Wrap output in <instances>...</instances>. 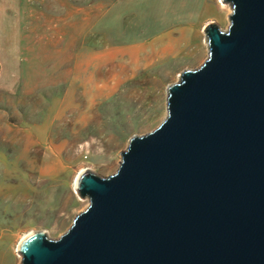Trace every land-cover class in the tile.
Instances as JSON below:
<instances>
[{"label": "water", "instance_id": "95a60500", "mask_svg": "<svg viewBox=\"0 0 264 264\" xmlns=\"http://www.w3.org/2000/svg\"><path fill=\"white\" fill-rule=\"evenodd\" d=\"M226 30L167 89V116L130 138L116 173L81 172L88 208L21 264H264V0H220Z\"/></svg>", "mask_w": 264, "mask_h": 264}, {"label": "rangeland", "instance_id": "374dc122", "mask_svg": "<svg viewBox=\"0 0 264 264\" xmlns=\"http://www.w3.org/2000/svg\"><path fill=\"white\" fill-rule=\"evenodd\" d=\"M70 2L85 7L72 48L47 22L63 2L37 0L36 47L20 70L0 65V264H21L33 232L68 231L89 206L78 175L116 173L130 138L166 118L168 86L207 59L205 26L231 14L220 0Z\"/></svg>", "mask_w": 264, "mask_h": 264}, {"label": "crops", "instance_id": "0c3cea01", "mask_svg": "<svg viewBox=\"0 0 264 264\" xmlns=\"http://www.w3.org/2000/svg\"><path fill=\"white\" fill-rule=\"evenodd\" d=\"M61 12L49 15L47 22L52 24V30H61L62 42L68 37L69 48L73 47L82 36L71 34L72 24L84 22V8L61 0ZM76 7L77 14L71 13ZM230 15V14H229ZM228 15V17H229ZM39 7L37 0H0V65L2 70H20L23 54L31 52L37 44L39 36ZM60 23L62 28H54L53 24ZM75 28V27H74ZM66 32V33H65ZM65 34V35H64Z\"/></svg>", "mask_w": 264, "mask_h": 264}, {"label": "bare ground", "instance_id": "6f19581e", "mask_svg": "<svg viewBox=\"0 0 264 264\" xmlns=\"http://www.w3.org/2000/svg\"><path fill=\"white\" fill-rule=\"evenodd\" d=\"M222 3V2H221ZM224 5V3H222Z\"/></svg>", "mask_w": 264, "mask_h": 264}]
</instances>
